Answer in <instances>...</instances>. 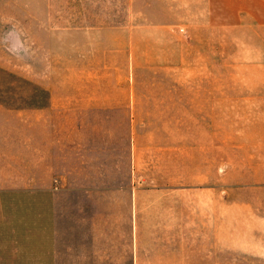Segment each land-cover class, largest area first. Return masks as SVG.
<instances>
[{
    "label": "rangeland",
    "instance_id": "374dc122",
    "mask_svg": "<svg viewBox=\"0 0 264 264\" xmlns=\"http://www.w3.org/2000/svg\"><path fill=\"white\" fill-rule=\"evenodd\" d=\"M127 1L0 0V102L13 106L15 139L20 138L21 124L17 114H20L25 99L31 107L50 106L51 111L47 114L51 120H60L61 116L63 142L67 144L75 126L78 130L81 126H90L89 122H81V116H93L94 169L75 173L70 172L69 161L62 165V260L68 264L71 258H85L88 244L103 243L109 245L107 248H114L107 251L110 257H124L127 259L125 264H129L128 252L123 255L118 247L122 244L128 249L132 242V235L124 233L127 226H117L124 213L117 207L113 214L115 218L103 219L102 213L92 207L101 201V188L83 184L86 179L94 183L104 177L100 163L96 165L95 162L100 160V153L96 151L105 146L103 143L107 139L111 164L105 177L127 178L131 172L128 151L137 146L143 153L142 179L152 184H169L185 168L181 155L169 151L162 153L163 148L189 146L190 157L199 158L197 151L192 153V150L205 146L202 157L211 161L214 152L216 161L220 154L223 264H249V172H264L260 165L264 162V27L253 24L212 27L207 23V0H168V12L185 24V32L189 35L190 66L205 72L199 83H204L207 89L206 103L209 98L213 101V89L211 92L208 89L220 87L215 99L221 106H206L205 121L199 122L198 106L184 108L158 104L157 98L162 91L158 93L151 89L153 84L169 81L167 75L138 70L134 100L129 71L113 67L127 63L126 49L118 51L119 54L113 53V45L117 42L109 43L108 72L105 73V69L103 72L101 66L95 67L101 61L97 56L94 61L90 58L95 66L88 71L93 75L87 74L89 58L86 54L89 55L90 50L94 56L98 53L91 44L87 45V27L127 22ZM139 6L146 7L144 13L148 19L162 18L161 6L156 2L136 0L135 9ZM172 7L178 10L174 11ZM110 35L115 38L118 34L111 30ZM144 46L141 44L139 49ZM70 51L73 54L70 55ZM103 99L109 100V107L97 106ZM91 101L95 106L86 103ZM123 102L125 106L121 105ZM73 115L79 116L76 124L70 117ZM187 115L190 121H180ZM173 118L175 121H171ZM79 136L83 135L79 133ZM13 150L15 171L12 172L13 184L8 185L7 192L14 196L16 216L20 215L22 194L20 160L16 156V153L20 154V146L16 142ZM66 156L70 160L68 153ZM117 168L119 175L114 173ZM55 173L40 171L43 181L47 175L57 179ZM30 175H33L32 171ZM53 184L57 185V182L54 180ZM119 189H112L110 194L122 195L123 191ZM85 195H89L88 202ZM115 201L120 199L115 197ZM13 241L20 242V234L15 235ZM230 246H237L239 250L230 251Z\"/></svg>",
    "mask_w": 264,
    "mask_h": 264
},
{
    "label": "crops",
    "instance_id": "0c3cea01",
    "mask_svg": "<svg viewBox=\"0 0 264 264\" xmlns=\"http://www.w3.org/2000/svg\"><path fill=\"white\" fill-rule=\"evenodd\" d=\"M151 1L161 6V19H148L144 13L146 7L140 5L135 9L136 0H128L127 22L116 25L101 23L87 27V45L91 44L98 53L94 56L90 50L89 55L86 54L89 58L86 72L89 76L93 75L88 68L94 65L93 61L99 56L101 61L94 66H101L103 72L105 69L107 73L111 58L109 43L117 42L113 45V53L119 54L118 51L126 49L127 63L123 62L121 67H113L117 70L127 68L129 71L134 100L138 70L145 69L149 74L155 75L164 74L169 81L160 85L153 84L151 89L158 93L162 91L157 98L158 104L181 105L184 108L198 106L197 120L205 121L206 106H221V102H216L215 99L220 87L208 89L209 92L213 89L214 94L213 101L209 98L206 103L207 89L204 83H199L205 72H201L199 68L196 71L190 66V41L184 29L185 24L178 22L168 12V0ZM171 9L178 10L173 7ZM206 17L208 25L212 27H246L249 24L264 27V0H207ZM111 30L117 32V37L111 38ZM71 32L79 33L75 30ZM141 44L145 46L139 49ZM71 54L73 53L70 51ZM86 103L91 107L95 106L94 101ZM121 105L125 106L126 103ZM97 106L109 107L110 102L103 99ZM12 107L0 102V264H67V261L62 260L60 243L62 165L69 161L70 172L75 173L82 170L91 172L94 169L95 150L91 127L93 116H81V122H89L90 126H81V130L75 126L70 131V142L67 144L63 142L61 116L60 120H51V116L47 114L51 111L50 106L31 107L29 100L25 99L20 114H17L21 134L19 140H16ZM70 117L75 124L79 122V116ZM162 118L157 120L162 121ZM184 120L190 121L188 115L180 121ZM79 133L83 136H79ZM108 141L106 139V143H103L105 146L96 151L100 153V160L95 164L100 163L104 177L94 183L91 179H86L83 184L101 188V201H97L92 207L97 213H102L103 219L115 218L113 214L117 207L124 213V220L121 218L117 226H127L128 230H124V233L132 235V242L128 249L122 244H118V247H121L119 249L123 251V255L128 252L129 264H223L220 154L216 161L214 152L211 161L202 157L203 153L205 155V146L193 148L192 153L197 151L199 158L190 157L189 146H182L181 149L163 148L162 153L169 151L170 154L181 155L182 161L185 160V168L169 184H152L151 181L142 179L143 153L139 152L137 146H132L128 151L131 172L127 178L105 177L111 164ZM15 142L20 146V154L16 153V156L20 160L22 190L21 211L16 216L13 209L14 196L7 192L8 185L13 184ZM67 153L70 160H67ZM260 165L264 169V162ZM41 170L57 172V179L54 175H47L43 181ZM114 173L120 174L118 168ZM121 174L124 176L125 172ZM53 179L59 188L53 184ZM115 188H120L123 194L111 195L110 192ZM36 191L37 193L31 194ZM89 195H85L86 200ZM115 197L120 201H115ZM120 203L123 206L119 207ZM19 234L20 242H14V236ZM107 247L109 245L103 243L88 244L86 257L71 258L68 264H125L127 259L124 257H110L108 252L114 248ZM110 247L114 245L110 244ZM229 249L239 250L237 246H230ZM249 264H264V172H249Z\"/></svg>",
    "mask_w": 264,
    "mask_h": 264
}]
</instances>
